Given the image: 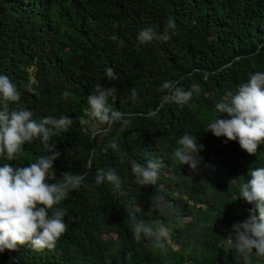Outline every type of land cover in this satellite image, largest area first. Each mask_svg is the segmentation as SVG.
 I'll return each mask as SVG.
<instances>
[{
  "label": "trees",
  "instance_id": "trees-1",
  "mask_svg": "<svg viewBox=\"0 0 264 264\" xmlns=\"http://www.w3.org/2000/svg\"><path fill=\"white\" fill-rule=\"evenodd\" d=\"M170 18L177 28L169 41L138 44L140 30L159 34ZM108 67L117 80L105 77ZM260 71L264 0H0V75L21 94L9 108H26L38 122L73 119L50 142L59 156L48 182L66 172L86 174L81 188L58 205L66 209L68 228L56 248L18 246L0 253V264H243L227 237L254 207L238 197L239 186L250 169L264 167V144L251 156L238 142L215 137L208 124L219 115L215 104ZM168 80L185 90L198 83L200 92L184 106L165 103L161 88ZM97 84L115 88L109 103L127 125L94 133L88 96ZM185 133L203 145L195 172L171 159ZM110 141L122 155L103 151ZM46 154L52 153L36 139L14 160L0 157V166L28 167ZM149 159L161 162L158 186H140L131 172L133 160ZM108 168L120 176L119 189L95 184L97 170ZM132 213L169 229L163 248L135 238ZM251 264H264V257L253 254Z\"/></svg>",
  "mask_w": 264,
  "mask_h": 264
},
{
  "label": "clouds",
  "instance_id": "clouds-1",
  "mask_svg": "<svg viewBox=\"0 0 264 264\" xmlns=\"http://www.w3.org/2000/svg\"><path fill=\"white\" fill-rule=\"evenodd\" d=\"M176 28L170 18L159 34L153 27H147L140 30L136 38L140 45L153 40L167 42L175 35ZM112 39L118 40L115 35ZM123 44L120 40L118 46ZM105 77L109 81L118 79L111 67L106 69ZM161 90L167 91L165 103L184 106L194 93L200 92V86L193 82L191 89L185 90L168 80ZM20 96L16 85L6 75H0V104L3 105L0 109V157L12 161L23 152L25 143L30 144L36 139H40L46 153L52 154L38 157L28 167L14 168L8 163L0 166V253L16 251L18 246H29L36 251L54 250L68 228L63 219L66 209L58 205L70 192L81 188L86 175L66 172L57 182H48L49 174L53 175V161L59 156L54 151V143L50 142L54 136L67 132L74 121L65 115L59 118L48 116L38 122L33 118L32 111L26 108H9L10 104L20 101ZM137 96V91L132 89L131 99L135 101ZM109 99L115 101V88L102 84H97L88 96L91 118L88 122L94 124L97 134L107 130L101 126L110 128L118 122L129 123L123 112L113 109ZM215 112L219 115L208 124V131L217 138L225 137V143L238 142L242 150L255 156L259 146L264 144V71L251 74L246 82L238 85L234 94L227 93L224 100L215 104ZM221 114H226L228 118H219ZM178 145L172 152L173 162L197 171L203 159L199 155L203 145L197 143L196 136L188 133L178 140ZM109 148L122 155L116 141H110L103 151ZM160 170L161 162L158 160L149 159L144 164L135 160L131 162V172L140 186H158ZM248 174L250 178L239 186L238 197L254 207L248 210L247 219L232 225L234 235L227 237L229 249L237 253L238 260H242L243 264H251L253 254L264 257V167L252 168ZM104 182L117 189L121 187V178L112 168L97 170L95 184ZM129 219L136 239L143 237L151 240L155 248L164 247L163 242L169 238L166 226L157 222L153 227L151 223L137 220L134 213Z\"/></svg>",
  "mask_w": 264,
  "mask_h": 264
},
{
  "label": "rangeland",
  "instance_id": "rangeland-1",
  "mask_svg": "<svg viewBox=\"0 0 264 264\" xmlns=\"http://www.w3.org/2000/svg\"><path fill=\"white\" fill-rule=\"evenodd\" d=\"M92 128H95L94 124L91 125Z\"/></svg>",
  "mask_w": 264,
  "mask_h": 264
},
{
  "label": "water",
  "instance_id": "water-1",
  "mask_svg": "<svg viewBox=\"0 0 264 264\" xmlns=\"http://www.w3.org/2000/svg\"><path fill=\"white\" fill-rule=\"evenodd\" d=\"M96 132V130L94 131V133Z\"/></svg>",
  "mask_w": 264,
  "mask_h": 264
}]
</instances>
